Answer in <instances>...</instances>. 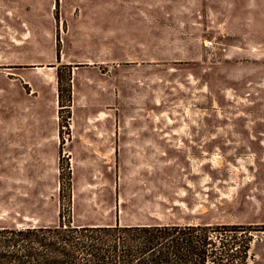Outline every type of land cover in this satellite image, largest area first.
<instances>
[{
  "label": "rangeland",
  "instance_id": "1",
  "mask_svg": "<svg viewBox=\"0 0 264 264\" xmlns=\"http://www.w3.org/2000/svg\"><path fill=\"white\" fill-rule=\"evenodd\" d=\"M59 214L241 225L264 264V0H0V226Z\"/></svg>",
  "mask_w": 264,
  "mask_h": 264
},
{
  "label": "trees",
  "instance_id": "2",
  "mask_svg": "<svg viewBox=\"0 0 264 264\" xmlns=\"http://www.w3.org/2000/svg\"><path fill=\"white\" fill-rule=\"evenodd\" d=\"M62 218L52 225L0 226V264H230L237 253L236 264H246L250 237L241 225L119 227L71 225ZM223 230L243 232L236 240Z\"/></svg>",
  "mask_w": 264,
  "mask_h": 264
},
{
  "label": "built area",
  "instance_id": "3",
  "mask_svg": "<svg viewBox=\"0 0 264 264\" xmlns=\"http://www.w3.org/2000/svg\"><path fill=\"white\" fill-rule=\"evenodd\" d=\"M203 44L206 46V47H211L213 45V42L212 40H206L203 42Z\"/></svg>",
  "mask_w": 264,
  "mask_h": 264
},
{
  "label": "bare ground",
  "instance_id": "4",
  "mask_svg": "<svg viewBox=\"0 0 264 264\" xmlns=\"http://www.w3.org/2000/svg\"><path fill=\"white\" fill-rule=\"evenodd\" d=\"M23 38H24V39L27 38L26 33H25V35L23 36ZM14 40H15L16 43H19L18 40H16V39H14ZM100 117H101V116H100ZM100 117H99V118H100Z\"/></svg>",
  "mask_w": 264,
  "mask_h": 264
},
{
  "label": "crops",
  "instance_id": "5",
  "mask_svg": "<svg viewBox=\"0 0 264 264\" xmlns=\"http://www.w3.org/2000/svg\"><path fill=\"white\" fill-rule=\"evenodd\" d=\"M7 4L10 3V5L13 3V0H6Z\"/></svg>",
  "mask_w": 264,
  "mask_h": 264
}]
</instances>
